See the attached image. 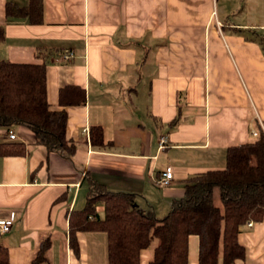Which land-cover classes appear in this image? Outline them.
I'll return each mask as SVG.
<instances>
[{"label": "crops", "instance_id": "obj_1", "mask_svg": "<svg viewBox=\"0 0 264 264\" xmlns=\"http://www.w3.org/2000/svg\"><path fill=\"white\" fill-rule=\"evenodd\" d=\"M6 3L28 0H0V59L40 63L42 55L51 108L60 107V87L84 93L83 104L64 108L69 159L23 125L9 129L12 139L0 127V142L24 148L0 154V218L12 219L0 233L6 264H27L43 237V264H106L103 231H76L77 250L68 244L67 213L83 207L88 177L161 217L186 177L223 167L226 146L264 131V0H41L38 24L5 17ZM90 125L106 145L89 143ZM165 168L171 178L159 187ZM94 210L102 215L100 202ZM237 240L244 253L231 264H264V212ZM197 242L188 235L187 264H197ZM150 255L142 249L139 264Z\"/></svg>", "mask_w": 264, "mask_h": 264}, {"label": "trees", "instance_id": "obj_2", "mask_svg": "<svg viewBox=\"0 0 264 264\" xmlns=\"http://www.w3.org/2000/svg\"><path fill=\"white\" fill-rule=\"evenodd\" d=\"M40 11L41 0H28L25 6L4 5L5 17L24 16L32 24L40 23ZM263 41L259 39L264 57ZM37 58L40 63L0 59V127L7 132L12 126L23 125L47 151L69 159L75 146L64 136V108L83 104V89L60 87V107H49L43 56ZM86 132L91 145H106L99 125L88 126ZM23 152L21 142H0V154ZM97 202L102 205L101 216L94 210ZM263 212L264 134L258 128L253 140L226 146L223 167L186 177L180 196L171 198L169 209L161 217L133 205L131 193L106 190L88 177L83 207L67 213L68 244L76 251V231L100 230L106 235V264H139L140 251L145 248L151 250L146 264H187V237L195 234L197 264H217L218 259L220 264H231L244 253L237 234L246 221L261 220ZM48 247L49 238L40 239L27 264H43ZM6 263V248L0 244V264Z\"/></svg>", "mask_w": 264, "mask_h": 264}, {"label": "built area", "instance_id": "obj_3", "mask_svg": "<svg viewBox=\"0 0 264 264\" xmlns=\"http://www.w3.org/2000/svg\"><path fill=\"white\" fill-rule=\"evenodd\" d=\"M71 54L70 53H66L61 55L60 60L61 61H66L70 58ZM262 130V129H261ZM263 134L264 131L262 130ZM84 133L86 134V130H84ZM251 135H257V131L256 130H251L250 131ZM14 137V134L8 130L7 131V138L8 139H12ZM164 137L160 136L158 139L159 142V146H161V144L164 142ZM171 178V171L168 168H165L163 171L160 172V174L154 179V183L159 186H167L169 184V180ZM17 215V213H15ZM15 215V216H16ZM12 219L10 217L8 218H0V233L5 232L8 230L9 226L11 225ZM246 226H250L251 225V221H246L245 222Z\"/></svg>", "mask_w": 264, "mask_h": 264}, {"label": "rangeland", "instance_id": "obj_4", "mask_svg": "<svg viewBox=\"0 0 264 264\" xmlns=\"http://www.w3.org/2000/svg\"><path fill=\"white\" fill-rule=\"evenodd\" d=\"M214 201H215V203H216V204H218V201H217V199H216V198H215V200H214Z\"/></svg>", "mask_w": 264, "mask_h": 264}]
</instances>
